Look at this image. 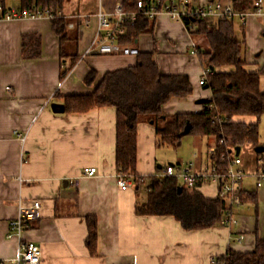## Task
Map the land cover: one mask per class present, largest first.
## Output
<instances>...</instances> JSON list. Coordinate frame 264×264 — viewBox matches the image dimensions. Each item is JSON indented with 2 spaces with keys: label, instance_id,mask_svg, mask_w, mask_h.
I'll return each mask as SVG.
<instances>
[{
  "label": "crops",
  "instance_id": "0c3cea01",
  "mask_svg": "<svg viewBox=\"0 0 264 264\" xmlns=\"http://www.w3.org/2000/svg\"><path fill=\"white\" fill-rule=\"evenodd\" d=\"M117 1L75 0L71 11L64 5L62 17L75 37L64 46V59L51 20L6 21L0 17V261L17 256L19 242L7 235L19 205L36 201L42 204L40 219L28 225L23 238L41 247L40 264H217L229 251L250 253L264 241V186L257 187L256 176L264 153L259 156L252 145L240 148L239 155L235 150L247 172L241 186L243 205L235 209L238 226L230 229L218 223L209 229L186 230L175 217L136 213L137 206L147 200L150 179L161 176L165 169L159 173L162 167L157 165L154 126L144 120L138 128L139 189L134 185L122 189L117 185L116 110L62 112L61 98L93 93L94 87L85 85L92 70L97 72L98 84L106 73L136 65L133 57L83 58L96 35L99 12L111 15ZM190 1L193 6L239 4L238 0ZM255 1L244 3L252 6ZM13 7H20L19 3L13 1L7 8ZM235 31L245 43L246 71L259 72L264 67V17L235 21ZM35 45L38 56L32 57ZM132 46L140 53L152 54L162 74L185 75L191 81L193 95L172 99L163 109L166 115L196 113L201 110L197 101L212 97L211 91L199 84L207 71L193 54L198 47H205V42L193 38L183 24L159 17L154 21V32L140 36ZM72 55L78 56L74 66ZM218 71L231 73L235 69ZM260 84L264 93V76ZM234 121L256 123L255 118L235 117ZM194 138L196 154L188 164L199 169L206 164L207 150L216 139ZM259 147L264 148L261 134ZM91 168L97 174L84 177V170ZM198 191L206 199H217L215 186ZM89 217L98 223L97 256L86 247Z\"/></svg>",
  "mask_w": 264,
  "mask_h": 264
},
{
  "label": "trees",
  "instance_id": "16d2710c",
  "mask_svg": "<svg viewBox=\"0 0 264 264\" xmlns=\"http://www.w3.org/2000/svg\"><path fill=\"white\" fill-rule=\"evenodd\" d=\"M17 1L24 11L39 8L50 11L55 34L63 48L73 41L69 32V22L62 17L65 0H0V5L8 9V4ZM125 11L137 12L141 0H123ZM149 2L152 0H143ZM166 1V0H162ZM252 6L239 3V11L251 10ZM191 26L190 35L202 38L205 48L198 47L197 57L208 72L206 88L212 97L196 113L166 115L164 107L172 99H187L193 95V86L188 76L164 75L153 60V55L140 53L136 65L104 75L97 82V72L92 70L85 78V85L94 87L90 95L67 96L61 98L62 112L85 114L97 108H114L116 122V166L118 174L132 178L139 189L142 178L137 175L138 128L147 121L156 130L157 146L174 150L182 146L183 132L190 126L188 136L214 137L218 153L227 149H240L246 145L259 147L260 123L264 116V93L261 92V77L264 67L257 73L246 71L243 59L245 43L235 31V21L226 18L210 23L198 17L187 21ZM127 33L119 39L123 45H133L140 36L154 32V22L139 16L134 23L126 24ZM38 45L33 48L32 57L38 56ZM72 65L78 56H70ZM64 67V66H63ZM224 67H233L234 72H220ZM65 69V67H64ZM62 74V80L69 73ZM235 117L255 118V124L237 123ZM221 142L224 145L221 146ZM263 156V154H259ZM214 162L225 170L219 156ZM163 168H160L161 173ZM179 188L182 192L179 193ZM242 200L244 197L242 195ZM138 216H172L179 220L186 230H204L215 227L225 218V206L220 199H206L197 189H187L176 180L153 177L147 189V200L137 206ZM88 237L86 247L92 256H97L98 223L96 218H87ZM217 264H264V241L258 242L255 249L246 254L229 251L217 260Z\"/></svg>",
  "mask_w": 264,
  "mask_h": 264
},
{
  "label": "built area",
  "instance_id": "2783aa9c",
  "mask_svg": "<svg viewBox=\"0 0 264 264\" xmlns=\"http://www.w3.org/2000/svg\"><path fill=\"white\" fill-rule=\"evenodd\" d=\"M244 3L245 0H238ZM139 16H143L150 21H156L159 17L165 16L171 21L181 23L187 31L193 28L187 26V21L192 17H198L201 20L219 21L228 19L245 23L250 16L264 17V2L256 0L251 10L239 11L234 4L222 5L220 2L207 6H193L190 0H152L145 2L139 1L137 4V12L128 13L124 8V1L118 0L115 3L113 13L111 15L99 12L97 16L98 29L96 35L85 52L83 58L91 55L101 56H124L136 58L140 51L132 45H123L119 39L126 35V24L134 23ZM0 17L6 21L21 20H52L54 15L50 11H42L39 8H33L30 11H24L20 7L5 9L0 5ZM85 25L88 27L90 21L87 19ZM73 28V25H70ZM197 54V52H193ZM206 75L201 79L200 86L207 85ZM224 142H221V146ZM219 147L213 145L209 147L206 154V164L198 169L194 163L185 166H167L162 178L176 180L182 182L187 189H199L203 186H215L217 188V198L220 199L225 206V218L220 225L233 228L238 226V218L235 209L243 205L242 200V183L247 177L243 161L235 155L234 149H227L223 153H218ZM219 156L220 163L226 167L222 170L214 158ZM260 170L257 173V187L264 186V163L262 160L258 162ZM97 174L95 168L85 169L84 177H94ZM117 185L122 189H130L133 186L132 178L124 175H117ZM77 186V184H76ZM42 204L39 201L31 205L20 204L18 208L17 218L10 223L7 237L9 239L16 238L19 242L17 256L11 261H0V264H40L42 257V249L35 243L25 241L23 236L31 222L40 219Z\"/></svg>",
  "mask_w": 264,
  "mask_h": 264
},
{
  "label": "rangeland",
  "instance_id": "374dc122",
  "mask_svg": "<svg viewBox=\"0 0 264 264\" xmlns=\"http://www.w3.org/2000/svg\"><path fill=\"white\" fill-rule=\"evenodd\" d=\"M73 1V2H72ZM76 4L75 0H66V3L64 4L68 11L71 9L73 10L74 7L73 5ZM67 11V13H68ZM202 48H205L202 46ZM260 134H261V139L264 140V117L262 119V125L260 127ZM195 138L192 136H184L183 141H182V146L174 150L173 148L169 147H160L157 146V154L156 158L158 161V164L162 168H166L169 165H186L188 162L193 160L194 155L196 154L195 151ZM197 143H200L197 141ZM205 144L202 145V149L205 150ZM182 183V182H181Z\"/></svg>",
  "mask_w": 264,
  "mask_h": 264
},
{
  "label": "water",
  "instance_id": "95a60500",
  "mask_svg": "<svg viewBox=\"0 0 264 264\" xmlns=\"http://www.w3.org/2000/svg\"><path fill=\"white\" fill-rule=\"evenodd\" d=\"M206 102H207L206 99H200V100L197 101L196 104L197 105H204V104H206ZM189 133H190V126H187L182 135L183 136H188ZM236 151H237V155H239L240 149L238 148ZM256 152L258 154H263L264 153V148L263 147H258V148H256ZM181 192H182V188H179V193H181Z\"/></svg>",
  "mask_w": 264,
  "mask_h": 264
}]
</instances>
